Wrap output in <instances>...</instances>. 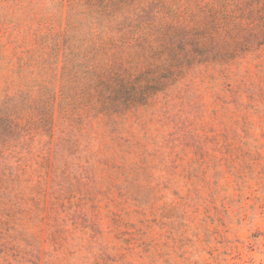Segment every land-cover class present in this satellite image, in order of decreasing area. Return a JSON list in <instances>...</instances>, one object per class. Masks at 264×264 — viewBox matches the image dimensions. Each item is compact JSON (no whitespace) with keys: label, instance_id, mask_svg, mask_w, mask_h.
Returning <instances> with one entry per match:
<instances>
[{"label":"rangeland","instance_id":"rangeland-1","mask_svg":"<svg viewBox=\"0 0 264 264\" xmlns=\"http://www.w3.org/2000/svg\"><path fill=\"white\" fill-rule=\"evenodd\" d=\"M0 264H264V0H0Z\"/></svg>","mask_w":264,"mask_h":264}]
</instances>
